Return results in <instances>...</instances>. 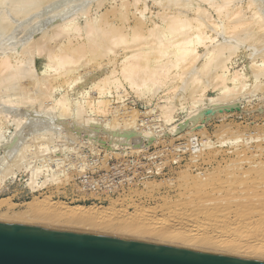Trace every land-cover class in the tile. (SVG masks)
<instances>
[{
  "label": "bare ground",
  "instance_id": "1",
  "mask_svg": "<svg viewBox=\"0 0 264 264\" xmlns=\"http://www.w3.org/2000/svg\"><path fill=\"white\" fill-rule=\"evenodd\" d=\"M119 1L116 6L97 14L106 0H0V43L2 38L11 41L3 48L9 51H2L0 55V119H9L8 116L14 115L12 113L22 115L21 119L14 115L20 120L13 122L16 125L10 136L5 135L0 123V170L4 176L14 174L15 169L24 166L30 154L36 157L39 152L44 154L45 149L48 152V143L57 137L61 126L68 128L73 124L77 128L78 123L80 126L82 123H89V126L103 124L98 121L103 116L90 118L88 111L102 115L110 112L111 104L104 95L110 94L111 87L123 88L126 84L140 97L163 91L160 97L163 101L153 108L158 109L167 123L172 120L176 109L181 110V104H187L190 107L187 119L196 122L191 125L192 129L202 118L199 104L207 102L213 112L218 113L227 103L231 107L236 96L245 94L253 98L264 89V0H152L158 9L150 24L145 17V11L149 9L145 1L140 8V0ZM92 3L96 4L93 18L90 15ZM132 7L138 14L131 12ZM82 17L83 23L79 21ZM21 33L18 38L17 34ZM35 35L38 37L32 39ZM11 39H15L13 43ZM13 44H19L16 45L17 51L12 48ZM199 48L203 49L201 53ZM13 49L15 54L10 53ZM35 54H43L46 59L45 67L39 72H35L31 65ZM235 57L245 59L246 63L242 65L245 73L241 69L229 73L236 64ZM105 60L109 65L120 62L116 66L104 67ZM92 67L97 70L95 75L92 70L94 76L91 77V80H97L90 81L98 94L96 101L82 103L79 98L72 99L69 92L54 97L53 90L75 82L80 69ZM208 89L215 91V95L203 98ZM73 91L77 96L75 88ZM121 94H115L117 101H124L125 94L124 98ZM152 111L150 109L148 114ZM144 113L147 115L146 111ZM115 114L118 116L109 121V129L103 128L110 131L107 135L113 139L116 134L113 130L123 127L121 134L118 130L116 138L127 140L132 134L130 128L135 131L138 113L133 108ZM182 122L170 127V131L174 134L179 131L177 129H182ZM221 124L220 129L224 130L215 139L216 147L212 145L214 142L208 144L209 138L208 143L204 141L207 144L201 138L203 148L196 149L192 142L187 144L189 160L179 170L176 181L161 180L167 183L164 192L154 191L164 185L161 181L147 183L161 198L155 201L156 206L135 205L134 212L130 213L122 206L120 209L113 205L71 206L49 197L43 200L34 197L27 202L24 211H10L12 203L3 198L0 199V209H5L0 210V222L61 227L92 232V235L103 233L104 236L130 237V240L156 245L264 261V127L249 137ZM25 130L31 136L27 137ZM149 133L142 131L140 135L147 139ZM200 134L203 137V132ZM243 134L247 144L246 136L249 140L258 138L262 143L240 149L234 145L231 152L220 149L226 146L227 140L236 141ZM238 140L241 144V139ZM174 160L175 164L180 163ZM42 171L34 166L30 171L27 184L32 191L49 181H55V184L66 182L60 177L64 172L60 175L57 169L43 175L44 179L38 185Z\"/></svg>",
  "mask_w": 264,
  "mask_h": 264
},
{
  "label": "rangeland",
  "instance_id": "2",
  "mask_svg": "<svg viewBox=\"0 0 264 264\" xmlns=\"http://www.w3.org/2000/svg\"><path fill=\"white\" fill-rule=\"evenodd\" d=\"M144 1L146 2V6L149 8L145 11V17H146V20H148V24H150V19L155 18L154 17L156 14L155 12H157L158 8L156 7V5L153 3L152 0H148V1L147 0H140V3L138 5L139 8L142 7ZM180 1L182 2L183 0H180ZM119 2H120L119 0H106V2L97 10V14H99V12H101V13L104 12L108 8L116 6ZM95 8H96V4L92 3L91 4V12H90L91 13L90 15L92 18L94 16H96V14L94 13ZM132 10H134V11H132ZM131 12L138 14L135 7L131 8ZM83 19L84 18L82 17L79 21L81 23H83ZM131 21H132V18H131L130 22ZM17 35L19 38L20 35L22 36V33L17 34ZM3 37H5V36H3ZM37 37H38V35H35L32 39H35ZM3 39L4 38H2V40H1L2 42L0 43V55H2L3 52H8L9 50L6 49L7 50L6 51L3 48L7 47V44H11V43H8L10 41V39L7 38V39H5V41ZM11 40L13 43V41L15 39L14 40L11 39ZM16 45H17V47L19 46V44H13L12 48L13 47H14V49L16 48V51H17ZM14 49L10 53L14 52L13 54H15L16 51ZM202 51H203V49L199 48V52L201 53ZM32 58L31 59L33 60V62H31V65L34 67L35 72H39L41 69H43L45 67L46 59H45L43 54H35ZM234 61H236V64L233 65V68H231L229 70V73L235 69H241V72L245 73L246 71H244V69L242 70V67L246 63L245 59L244 58L239 59V57H235ZM119 62H120V60H118L116 65ZM104 65H106V66H104ZM116 65H115V62L113 64L111 63L109 65L108 61H106V60L102 63V66H104V67L116 66ZM92 70H93V73L95 75V73H97V70H94V67L83 69V71L80 69L78 72L79 76H77V78L74 80L75 82L72 81L71 82L72 84L71 83H69V85L64 84L61 87H59V89L53 90L54 97L57 98L58 96L60 97V96L64 95L65 92H66V94L69 92L72 94L71 96H73V97L70 96L72 99L73 98L75 99V97H76V99L79 98L78 100H80V102H82V103L84 101L86 102V100L92 101V99H93V101L94 100L96 101L98 94L96 93L95 89L92 88V84H90V81H92L91 83H93L97 79L91 80L94 76L92 73ZM89 74H91V76ZM88 75H89V77H88ZM79 78H80V80L78 81ZM86 80H87V82H86ZM80 82H81V84H80ZM84 83L87 85L85 86ZM80 85H81V87H80ZM78 87H79V89H78ZM74 88L77 92V96L75 95V91H73ZM123 88H125V89H123ZM123 88H122V86L118 87V88L111 87L110 88V94L106 93L104 95L105 96L104 99L106 98L107 100H109V103L111 104L110 109H109L110 112L102 115V114H97L95 112L91 114V112L88 111V115H91V116H88L90 118L93 116H94V118H99L102 116H103V118L106 117L105 121L103 118H100L98 120L99 122H103V124L98 122L99 126L96 123V124H93L92 125L93 127H92L91 125L89 126V123H88V125L86 123H82V126H80L81 123H78L77 128L75 125L70 124L71 126L69 125L68 128L63 127L64 129L61 126V129L56 134L57 137L55 136V138L52 140L53 144H52V141H51V143L50 142L48 143V145H50L49 147H47L48 152H46V149H45L44 154L42 153L43 151L39 152V154L42 155V156L41 155L39 156V154H38L39 157L38 156L34 157V154H30V157L27 158L26 161H24L25 162V163H23L24 166L22 165L21 167L15 169L14 170L15 172L13 171L14 174L11 173V174H9V176L8 175L4 176L2 174V171L0 170L1 177L4 178V180H2V178L0 177L1 178V180H0V182H1L0 183V199L6 198L12 203V207H10L12 210L10 209V211H24L27 208L26 207L27 202L31 201L34 197H37L38 200H43L44 197H49L53 201L59 200L60 202H64L67 205H71V206L74 204L75 205L76 204L96 205V206H100V207L113 205L115 209H120L122 206V207H127L128 208L127 210L130 213L134 212L135 205L144 206V207L156 206L155 201L161 200V198L155 192H162V191L164 192L165 191L166 186H167V183L165 184V182H167L166 180H168V181L171 180L172 182L176 181L178 179L176 177H178L179 170L181 168L183 169L182 166H184L187 163V161L189 160V153H188V149H187L188 143L192 142L194 144L195 148L197 149L201 146H204V143H205L204 141L207 142V140L209 138V140H208L209 143L208 142L207 143L210 144V142L211 143L214 142L212 145L216 147L217 141L215 139L220 137V135H222L221 134L222 131L224 130V128H222V131L220 129V127L222 126L221 123H223V125H225L227 127H231V130H233V131L239 130L241 133L244 132L249 137H250V135L255 136L257 134L256 132L259 133V130L264 127V89L262 91H260L261 93L259 92L253 98H251L245 94H243V95L241 94V95L236 96L235 98H233L234 101L231 100L232 101L231 107H230L229 103H227L228 104L227 106L224 105V108H223V105H222V107L220 106L223 109H221L220 112L218 111L219 114L217 113L216 110L213 112V110H212L213 108L212 107L210 108L209 104L207 102H204L203 104H199V109H200L199 111H201L200 113L202 114L201 115L202 118L197 121L198 125L196 124L197 126L195 125L194 128L192 129L191 125L193 123H196V122L192 123L191 120L187 119L188 118L187 115H189L188 110L190 109V107L187 104H185V103L181 104V105H183L182 107L179 105L178 107H181V110H180V108H178V111L176 109V112H174L172 115V120H170L169 122L167 121V123H166V121L159 115L158 109L153 108V107H156L157 103H161L163 101L162 99L160 100V97L164 94L163 91H162L163 92L162 93L161 90H159L156 93L157 96H156V94L154 96H150V95L146 94L145 96L143 95V97L142 96L140 97V96H137V94L126 84L123 85ZM117 89H119L120 93L118 92ZM79 90H81L80 91L81 93L79 92ZM124 90H125V92H124ZM71 91H73V92H71ZM87 92H89V93L86 94ZM111 93H112V95H111ZM114 93L115 94H121L122 93L121 95L125 94V98L123 95V98H124V101H122L123 103L120 100L119 101L116 100L117 95H115ZM133 94H135V95H133ZM88 95H90V96H88ZM214 95H215V91L208 89L207 92H205L203 98L204 97L210 98V97H213ZM241 96H242V98H241ZM114 97H116V98H114ZM12 98H14V97H12ZM248 100H249V102H248ZM228 102H230V100ZM204 105L206 106V108ZM228 106L230 108H228ZM115 107H116V110H115ZM220 107H218V109H220ZM129 108L130 109L134 108V110L137 111V113H138V116H137L138 118L136 117L137 118V120H136L137 125L135 123V131L136 132L134 131L133 127L130 128V130L132 129L131 135H133V133H135V134L133 135V137L130 135V137L127 138V140L129 139L128 141L127 140L121 141L122 138L121 139L119 138V140H118L116 138V135H118L117 132L119 130V134H121L122 128H123V127L119 126V127H117V131H116V128H115V130H113L116 133V134H114V136H112L113 139L109 138L108 135H110L109 134L110 131L109 130H108L109 132L106 131L107 129L105 130L103 128V126H106V128L108 127V125L110 126L109 121H111V119L113 120L114 118H116L115 115L118 116L117 114H115V112L116 113H118V112L122 113V111L125 112L126 110L129 112L132 110V109L129 110ZM209 108L211 109V113L216 112L217 115L216 114L212 115L210 113ZM150 109H153L152 112H154V113L151 112L148 114V111ZM112 110L114 113L112 112ZM145 111L148 115V119H147V115L144 113ZM12 114L16 115L17 117H19L21 119L22 115L20 116V114H18V113H12ZM14 115L8 116V117H10L9 119H5V118L0 119V123L2 125V130L4 131L6 136H10L12 134L13 129L15 128V125H16L15 123H17L16 120H18V121L20 120L17 117H16L17 118L16 119L14 117ZM211 115H212V117H211ZM151 117H152V119H151ZM160 117L162 118V120ZM107 118H108V122L106 121ZM185 118L187 120H185ZM158 119H160V120L158 121ZM182 119H183V122H182ZM95 120H96L95 122H97V119H95ZM161 121H164V123ZM180 121L182 122V124L184 123L183 128L177 129L179 131L174 132V134H173L172 131H170V129H171L170 127L177 125V124H181ZM13 122H15V123H13ZM155 122H157V123H155ZM237 123H239V124H237ZM83 124L86 126H84ZM228 124H229V126H228ZM72 126L74 127V129L72 128ZM85 127H87V128H85ZM237 127H238V129L236 130ZM27 128H28V126H26L25 129H27ZM120 128H121V130H120ZM167 128L169 131L167 130ZM108 129H109V127H108ZM204 129H205V132H204ZM217 129H218V131H216ZM130 130H129L128 134H130V132H131ZM138 130H140V131L142 130L143 132L145 131L148 133L150 131L152 133H149L148 136H150V137L149 138L147 137V139H146V138H143V135H140V133H142V131L140 132ZM25 131H24V133L26 134L27 130H25ZM113 131H111L112 135H113ZM185 132H187V133H185ZM202 132L204 134L203 137H201V134H200ZM225 132H226V130H225ZM246 132H249V133H246ZM213 133H214V135H213ZM136 134H139V135L136 136ZM153 135H154V137H152ZM29 136H31V133L28 134L27 137H29ZM139 136H140V138H139ZM248 136H246L247 137L246 140L249 141L248 144L245 141V137L243 134L242 137L237 138V140L235 138H233L236 141H232V139H230V141L227 140L226 141L227 143L225 142L226 146H224L220 149L224 148L228 151L230 150V152H231L235 148L240 149V148H243L245 145L254 147L256 144H260V142L262 143V141H260V142L258 141V138H255L254 140H251V139L249 140ZM158 138L160 140H158ZM188 138H190L189 141H188ZM201 138H202V141L204 143H202ZM137 139H138V141H137ZM140 139H141V142H140ZM238 139H241L240 140L241 144L239 143ZM252 141H255V142H252ZM244 142H245V144H244ZM207 143H205V144H207ZM230 143H232V145ZM249 143H250V145H249ZM262 146L264 147V143L262 144ZM176 148H179V149H176ZM201 148H203V147H201ZM45 154H46V159H44ZM47 155H49V156H47ZM1 158H2V154H1V149H0V159ZM39 158L40 159L43 158V161L42 160L39 161L40 160ZM173 159H175L174 161H179L180 163L175 164L173 162ZM1 161H2V159L0 160V162ZM161 162L162 163L164 162L163 166L160 165ZM64 164H65V166H64ZM72 164H74L75 166ZM33 166H34V168L38 167V168H41L43 170L42 173L40 174L38 180H37L38 185H40L42 180L44 179L43 175H46V173L50 174V173H52L51 172L52 170L57 171V169H58V171H57L58 174L61 175L62 172L65 173V175H64V173H62V175L60 177L62 179H65L66 182L63 180L61 183L55 184V181L54 182L49 181L44 186L37 188L35 191H32L31 188L29 187V185L27 184V182H28V178L30 176V171L33 169ZM25 167H27V168L25 169ZM67 168H69L68 173H67ZM59 170H62V171L59 173ZM65 170H66V172H65ZM69 170L71 171V173ZM66 173L70 177H67ZM195 173L196 172H194V174ZM63 175H64V177H63ZM173 179H175V180H173ZM161 180H163L165 182L163 183V181H161ZM160 181L162 182V184H164V185H161L162 187L161 186L158 187V190L160 189V191L154 190L155 191L154 192L153 189H151V185L148 186V184H147L149 182L151 184H156L158 182L160 183ZM145 182H146V184H145ZM150 189L152 191L150 193H148ZM155 195H156V198L152 199V196H155ZM150 197H151V199H150ZM121 203H123V204H121ZM4 209L5 208H1L0 210L4 211ZM46 228H52V227L46 226ZM55 228L58 229V227H55ZM60 229H61V227H60ZM63 229L64 230H75V229H67V228H63ZM76 232H81V231L76 230ZM87 232L88 231H86V232L82 231V233H87ZM91 233L92 232H88V234H91ZM94 234L101 235L100 233L99 234L93 233V235ZM102 235H103V233H102ZM105 236H108V234H105ZM113 236L116 237L115 235H112L110 237H113ZM120 238L130 240L129 239L130 237L128 238V237L121 236ZM131 239H133V238L131 237ZM132 241H138V239H136V240L134 239ZM138 242H141V241L139 240ZM145 243H147V242L145 241ZM153 244H155V243H153ZM237 257H241V256H237ZM241 258H245V257H241Z\"/></svg>",
  "mask_w": 264,
  "mask_h": 264
},
{
  "label": "water",
  "instance_id": "3",
  "mask_svg": "<svg viewBox=\"0 0 264 264\" xmlns=\"http://www.w3.org/2000/svg\"><path fill=\"white\" fill-rule=\"evenodd\" d=\"M0 264H264V261L0 222Z\"/></svg>",
  "mask_w": 264,
  "mask_h": 264
}]
</instances>
